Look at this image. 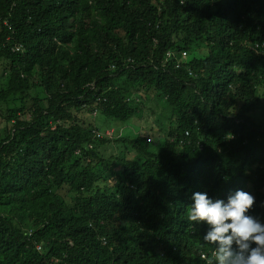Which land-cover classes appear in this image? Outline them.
Returning a JSON list of instances; mask_svg holds the SVG:
<instances>
[{
  "label": "trees",
  "instance_id": "16d2710c",
  "mask_svg": "<svg viewBox=\"0 0 264 264\" xmlns=\"http://www.w3.org/2000/svg\"><path fill=\"white\" fill-rule=\"evenodd\" d=\"M0 19V264H205L186 213L222 175L264 219V0H0Z\"/></svg>",
  "mask_w": 264,
  "mask_h": 264
},
{
  "label": "clouds",
  "instance_id": "9594fccd",
  "mask_svg": "<svg viewBox=\"0 0 264 264\" xmlns=\"http://www.w3.org/2000/svg\"><path fill=\"white\" fill-rule=\"evenodd\" d=\"M8 23V19H0V27L3 25L11 29ZM12 50L20 53L24 47L15 42ZM167 56H175L179 61L187 59L185 52H168ZM225 150L218 149L217 153L222 156ZM229 153L241 170L252 168L240 159L236 148H229ZM226 167L230 169L231 164ZM239 176L243 185L247 176L240 172ZM238 187L241 186H234L229 178L222 175L216 180L213 178V191L202 189V193L195 192L190 198L194 203L188 206L187 220L199 224L203 234L206 233L203 241L211 245L209 254L202 255L205 264H264V219L254 216L249 210L255 198L243 190L236 191Z\"/></svg>",
  "mask_w": 264,
  "mask_h": 264
},
{
  "label": "rangeland",
  "instance_id": "374dc122",
  "mask_svg": "<svg viewBox=\"0 0 264 264\" xmlns=\"http://www.w3.org/2000/svg\"><path fill=\"white\" fill-rule=\"evenodd\" d=\"M152 100V98H149V101H151ZM149 101H145V105L146 106H148L149 105ZM100 118H102V117H100ZM102 120H103V118H102ZM0 121H2V119H0ZM98 122H100L99 121V118H98ZM116 123V122H115ZM119 125V126H118ZM4 126H5V124H4V122H1V124H0V127L1 128H4ZM116 126H117V128H119L120 129V123H116ZM104 129H106L105 128V126H103L102 127V131H104ZM129 129V127H125V132H127V130ZM146 133H147V131H146ZM127 145V144H126ZM126 145H125V149H126ZM129 148H131V146L130 145H128V152L130 153V156L131 157H134L135 155H137V153L134 151V150H130ZM137 156H139V155H137ZM140 157V156H139ZM60 193H62V192H60ZM63 194H65L64 192L62 193V195Z\"/></svg>",
  "mask_w": 264,
  "mask_h": 264
}]
</instances>
